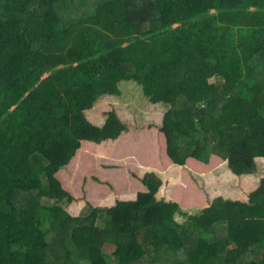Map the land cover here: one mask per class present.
<instances>
[{
  "label": "trees",
  "instance_id": "16d2710c",
  "mask_svg": "<svg viewBox=\"0 0 264 264\" xmlns=\"http://www.w3.org/2000/svg\"><path fill=\"white\" fill-rule=\"evenodd\" d=\"M163 34L167 47L144 48ZM120 83L168 106L159 131L172 164L215 156L234 176L255 174L264 0H0V264H264V177L245 202L192 215L156 198L153 173L134 200L64 210L74 198L57 173L81 142L127 132L114 110L101 127L84 113Z\"/></svg>",
  "mask_w": 264,
  "mask_h": 264
},
{
  "label": "rangeland",
  "instance_id": "374dc122",
  "mask_svg": "<svg viewBox=\"0 0 264 264\" xmlns=\"http://www.w3.org/2000/svg\"><path fill=\"white\" fill-rule=\"evenodd\" d=\"M107 22H111L110 19H108ZM114 25L113 21L112 27ZM102 31L108 33V35H112L111 32H114L105 27L102 28ZM228 32L232 33L231 28ZM215 34L216 32H214L212 36ZM240 36L241 35L238 34L235 39L236 42L239 41ZM262 47V44H257L253 52ZM49 51L53 52L51 49ZM241 56L244 62L246 60V55ZM118 89L121 93L120 97L124 100H128V102L133 104V107L138 110L137 118L138 115L142 117L141 114L143 113V109L152 107V103L147 100L141 88L136 84L122 83L119 85ZM117 99H119V96H117ZM109 104L110 108H114L111 97L106 99V101H99L94 110L88 114L85 113V117H88V120L94 126L101 127L105 122V114L109 111L108 109H110L108 108ZM164 106L167 110L168 106ZM262 112L264 113V107ZM132 115V119L128 120V127L130 129L129 135L124 138L119 137V139L117 138V141L114 142L108 140L102 142V148H98L103 149L102 157H96L98 150L94 149V147L99 146V144L84 142L85 144L91 145L93 148H88L85 144H83V146L81 144L80 149L77 150L69 166L62 168L57 173V178L60 180L63 188L74 198L72 203L63 205L64 210L69 215L73 217L83 216L91 209L105 207L109 204L111 205L118 201L119 198L130 200V197L132 198L135 194L132 193L133 191L136 190V192H138V189L139 191L145 189L142 182H139V178L141 177L142 179L149 172L161 179V186L156 193V198L158 200L162 199L176 202L184 212L191 215L200 213L202 209L208 207L216 199L245 202L248 194L257 189L260 180L264 177V157H258L256 159L257 172L255 174L237 177L231 174L224 165L225 163L215 156H210L208 165L201 164L193 159H187L183 167L171 165L165 174L166 176L162 175L154 170V168H156L159 171L160 167L165 164L164 161H161L157 165L155 162V155L161 158H166L167 156L165 140L162 133L159 131L161 112L158 116L156 115L151 119H146V125L139 127V130L136 127L134 113ZM138 123L141 122L139 121ZM147 125L151 126L146 127ZM140 134L146 137L145 140H142L141 136L138 145L137 135ZM154 145H156V154L154 158L151 157L153 153L151 156L148 155V157L146 151L153 149ZM119 147H121L122 153H124V151L129 152L133 153L134 156H136L139 149V153L141 154L142 152V154L139 155L141 159L139 163L143 167L137 166L135 161L132 163H122L110 159L113 152L118 150L116 148ZM104 155L110 157L107 158L104 157ZM96 159H98V161ZM166 161L167 164H170L168 159H166ZM153 165L154 168H151ZM120 167L125 168L126 172L122 171ZM161 172L163 173L164 171L162 170ZM121 173L129 180L131 186L126 184ZM128 173L131 177L134 176L136 181L129 177ZM129 191L132 194H129ZM176 221L179 223L184 222L181 217H176ZM105 257L110 264L119 263L118 259L112 254H106Z\"/></svg>",
  "mask_w": 264,
  "mask_h": 264
},
{
  "label": "crops",
  "instance_id": "0c3cea01",
  "mask_svg": "<svg viewBox=\"0 0 264 264\" xmlns=\"http://www.w3.org/2000/svg\"><path fill=\"white\" fill-rule=\"evenodd\" d=\"M175 28V27H174ZM174 32V30L172 31V33ZM169 43H170V39H169V37H167L166 35H159V36H156L155 38H153V39H151V40H148V42L144 45V48L148 51H152L153 50V52H158L160 49H162V48H165V47H167L168 45H169ZM120 84H122V83H120ZM120 84H118V87H119V85ZM119 90V89H118ZM120 95H121V93H120V91H119V93H118V95H109V94H103V95H101L98 99H97V101L95 102V104H94V106L90 109V110H87V111H85L84 113H86V114H88L89 112H91L92 110H94L95 108H96V106H97V103L99 102V101H106V99H109V97H111V99H112V104H113V106H114V108H110V104H109V106H108V108H110V109H108V110H114L115 111V113L117 114V116L120 118V120L123 122V123H125L126 124V126H127V132H125V133H123L122 135H120L119 137H127V135H129V127H128V120L129 119H132V117H133V113H134V117H135V120H136V127H137V129L139 130V127H143L144 125H146V119H151V118H153V117H155L156 115L158 116V114H160V112H161V122H162V117H163V114L165 113V111H166V107L163 105V104H161V103H159V104H152V107L151 108H145V109H143L142 110V114H141V116L142 117H140L139 115H138V118H137V112H138V110L137 109H135V107H133V104H131L130 102H128V100H124L123 98H121L120 97ZM117 96H119V99H117ZM162 110V111H161ZM101 116V115H100ZM87 120H88V117L86 118ZM89 121V120H88ZM141 122V123H138V122ZM90 122V121H89ZM161 122L159 123V128H160V125H161ZM91 123V122H90ZM92 124V123H91ZM135 124V123H134ZM93 125V124H92ZM149 126H151V125H147L146 127H149ZM138 137H137V140H138V145H139V143H140V137H141V139L142 140H145V137H143V135L142 134H140V135H137ZM119 137H118V139H119ZM108 141H111V140H108ZM114 141H117V139L116 140H114ZM114 141H112V142H114ZM84 142H87V141H82L81 142V144H82V146H83V144H85ZM90 143H92V142H90ZM115 143H117V142H115ZM94 144H96V143H94ZM85 146L86 147H91V145H89V144H85ZM102 146H103V144L102 143H99V146H95L94 147V149H97L98 150V154H96V157H102L103 156V153H102V150L103 149H98L99 147H101L102 148ZM91 148H93V147H91ZM155 148H156V145H154V148L153 149H151L150 151H146V155L148 156H151V154L153 153V156H151V157H153L154 158V155L156 154L155 153ZM116 149H118V150H115L114 152H113V154H112V157H110V156H105L104 155V157H107V158H109L110 157V159H113V160H116V161H118V162H122V163H124V162H129V163H132V162H136L137 163V166H139V167H143L142 165H140V161H141V159H140V157H139V155H141L142 154V152H141V154L139 153V149H138V151H137V153H136V156H134V154L133 153H129V152H125L124 151V153H122L121 152V147H119V148H116ZM138 154V155H137ZM148 156V157H149ZM91 158H93V157H91ZM166 159H168L169 160V158H167V156H166V158L164 157V158H161V157H159V156H156L155 155V162L157 163V165L161 162V161H164V165H162L161 167H160V169H159V171L156 169V168H154V165L151 167V166H149V167H151V168H154V170H156L157 172H159L160 174H162V175H165L166 174V172L168 171V169L170 168V166L171 165H174V164H172L171 163V161H170V164H167V161H166ZM97 161H98V159H96ZM140 160V161H139ZM197 162V161H196ZM71 163V162H70ZM67 166H69V164L67 165ZM66 166V167H67ZM139 167H137V168H139ZM120 169H122V171H125L126 172V169L125 168H123V167H120ZM147 169V168H146ZM164 171L163 173L161 172V171ZM143 172V171H142ZM141 172V173H142ZM149 173H151V172H149ZM121 175L123 176V178H124V180H125V182H126V184L128 185V186H131V183L129 182V180L121 173ZM57 176H58V174H57ZM128 176L129 177H131V175L128 173ZM166 176V175H165ZM132 179H134L135 181H136V179L134 178V176L133 177H131ZM160 179V178H159ZM161 180V179H160ZM139 182L141 183V177L139 178ZM102 186V185H101ZM100 186V187H101ZM145 191V189L144 190H140L139 191V189H138V192H136V190L135 191H133L132 193H135L134 194V196L131 198L130 197V200H134L135 198H136V196H137V194L139 193V192H144ZM129 194H132L130 191L128 192ZM118 200H123L122 198H119ZM159 200H162V199H159ZM124 201H127V200H124ZM165 201V200H164ZM115 204V202L113 203V204H109V205H106L105 207H110V206H112V205H114ZM100 206H102V205H100Z\"/></svg>",
  "mask_w": 264,
  "mask_h": 264
}]
</instances>
